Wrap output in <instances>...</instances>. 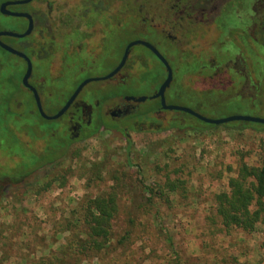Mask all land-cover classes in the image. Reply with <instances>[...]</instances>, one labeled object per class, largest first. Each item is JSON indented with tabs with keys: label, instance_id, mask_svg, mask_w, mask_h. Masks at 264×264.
<instances>
[{
	"label": "rangeland",
	"instance_id": "rangeland-1",
	"mask_svg": "<svg viewBox=\"0 0 264 264\" xmlns=\"http://www.w3.org/2000/svg\"><path fill=\"white\" fill-rule=\"evenodd\" d=\"M258 1L218 0L215 6L217 12L222 8L223 14L226 6H234L232 12L235 13L237 6L243 4L238 12L242 17L232 16L227 24L245 27L251 19L252 5ZM226 21L224 25H227ZM161 24L156 18L154 25L158 28L155 27L154 32L159 39L154 37L153 40L166 56L167 46L161 43L166 33ZM197 27L188 28L192 35L189 39L178 35L180 40L175 45L180 47L181 55L186 53L188 58L184 61L180 56L173 64L178 67L180 60L183 61L186 73L171 84L169 102L191 108L212 120L238 115L264 119V104L261 105L264 86H260L259 92L255 89L263 84L264 56H259L260 61L251 60L252 52H248L249 47L241 34L235 32L232 40L239 48L231 47L234 51L228 59L218 57L221 49L227 50L224 43L228 42L224 41L219 27L213 23L205 24L199 32L195 30ZM135 49L128 69L134 76L127 93L139 96L154 93L165 79L163 64L146 54L139 60L135 55L142 51ZM240 53L246 54V61L240 60ZM195 55L200 57L197 61L192 59ZM233 56L234 60L228 61ZM244 66L247 67L245 72ZM110 69L109 64H102L99 74ZM148 70V78H145ZM23 72L19 62L0 52V98L7 97L8 91H12L21 104L20 112L24 118L28 110L34 109L32 98L18 87L10 90L14 86L12 81L18 84ZM244 75L249 77L248 80ZM57 77L59 83L52 88L53 94L43 96L44 102L51 106V100L54 108L63 106L70 92L83 80L80 76L76 82L66 84L60 82V75ZM99 88L110 93L106 83H91L86 90ZM59 90L64 93L62 97L58 96ZM153 103L154 100H150L141 106L148 109L154 106ZM46 113L51 112L46 110ZM59 121L44 128L60 130L66 122L65 119ZM165 121L158 128L157 123L151 127V121L139 124L128 134L123 130L102 131L85 140H74L61 164L46 168L27 184L22 178L13 179L9 183L17 189L4 190L5 194L2 189L8 180H2L0 264H41L42 258L67 244L70 232L63 231L73 222L83 202L111 191L117 192L119 205L113 221V248L99 260L90 259L83 264H168L177 254L182 264H264V227H259L253 234L244 235L238 231L228 234L216 231L207 221V217L212 216L214 195L228 188L229 179L236 175L239 166L243 162L259 166L264 156V129L257 124L245 126V122L208 125L178 111L168 113ZM10 126L14 127V124L10 122ZM21 137L29 143L28 149L36 152L51 144L41 133L31 140L23 131ZM29 153L27 150L26 155ZM17 157L13 152L0 151V167H14L20 162ZM100 169L104 179L90 181L93 178L90 174ZM59 173L66 177L64 187L55 183L51 191L37 193L39 182L49 174L48 178ZM0 174L13 175V171L4 167L0 168ZM168 175L184 180L187 192L181 191L169 199L155 198L157 208L150 210L144 187H157ZM26 188L30 190L21 195ZM127 231L131 237L120 246L118 241ZM167 233L173 240L172 248Z\"/></svg>",
	"mask_w": 264,
	"mask_h": 264
},
{
	"label": "flooded vegetation",
	"instance_id": "flooded-vegetation-1",
	"mask_svg": "<svg viewBox=\"0 0 264 264\" xmlns=\"http://www.w3.org/2000/svg\"><path fill=\"white\" fill-rule=\"evenodd\" d=\"M18 1L23 0H0V33L8 32L23 36L1 35L0 41L26 55L31 61L32 74L29 84L40 96L44 112L50 110V114L46 113L48 116L57 114L82 82L93 78L101 79L112 73L121 63L125 50L130 43L142 40L150 43L160 52V45L153 40L154 37L159 39L154 32L158 28L154 25L156 18L161 20L163 31L166 33L162 36L161 42L167 46L166 56L160 53L166 58L173 70L172 84L175 83L178 76L181 77L182 74L184 76L186 73V64L183 61L180 60L181 65L178 67L173 64V61L180 59V56L184 61L188 58L186 53L181 55L180 47H176L175 44L180 40V36L186 39L192 37L189 27L193 25L199 27L195 28L197 31L205 24L213 23L219 27L224 41L228 42L224 43L227 50L221 49L218 57L228 59L231 56V51H234L231 50V47L237 46L232 40L235 32L241 34V39L249 47L248 52H252L251 57H249L251 60L256 62L258 59L260 61L259 56H264V45L258 39L262 32L257 33L258 26L261 31H264V0H259L257 4L253 3L251 19L245 27H241L239 24L236 26L227 24L228 18L232 16L242 17V14L239 15L238 12L243 4L237 6L235 13L232 12L234 6H226V10L221 14L222 8L217 12L215 6L218 0H145L146 2L144 0H32L27 4L7 6V11L20 14V16L5 15L1 12V6L4 3ZM229 3L228 1L227 5ZM21 14L29 15L30 18L21 16ZM213 15L215 16L213 17ZM225 20H227V25H224ZM261 20H263L262 23ZM31 25V31L27 34ZM127 32H132L135 39L125 42L123 49V37ZM237 47L239 48V46ZM135 48L142 51L138 53L139 55H135L139 60L142 57L145 58L144 54L151 55L158 60L154 53L145 46L133 47L120 72L109 80L92 82L93 84L106 83L110 93L102 88L87 91V85L66 114L58 119H65V125L70 134L73 135L74 140L81 141L89 138V131L92 128H97V126H101L98 132L123 130L126 134L130 130H135L139 124L151 121H153L151 127L157 123L155 125L158 128L164 123L167 114L173 112L162 109L161 99H155L154 106L151 108H142L141 105L150 101V97L156 94L159 89L144 96L127 93L134 76V73L128 69ZM0 52L8 59H15L23 66L24 72L18 89L24 90L30 95L34 108L41 116L34 93L22 82L28 68L27 61L2 47H0ZM245 55L239 54L240 60L243 62L246 61ZM199 58L195 55L192 59L197 61ZM58 59L60 60L59 64L56 63ZM231 60H234V56L228 61ZM102 64H109L111 67L105 74H99V68ZM163 68L166 79L167 70L164 65ZM246 68L244 66L243 72ZM147 73L145 78H148L149 70ZM57 75L61 77L60 82L65 81L66 84L76 82V78H80V76L83 77V80L70 92V97L60 110L52 114L59 108H54L51 100H49L51 106H48L44 102L43 96L53 94L52 88L59 83L57 82L59 79ZM244 76L248 80L249 77ZM171 88L172 85L165 95L167 105H173L169 99ZM59 91L60 93L63 92L62 90ZM11 92L8 91L7 97L3 99L11 96ZM140 97H147L148 99L141 103L131 99Z\"/></svg>",
	"mask_w": 264,
	"mask_h": 264
},
{
	"label": "trees",
	"instance_id": "trees-1",
	"mask_svg": "<svg viewBox=\"0 0 264 264\" xmlns=\"http://www.w3.org/2000/svg\"><path fill=\"white\" fill-rule=\"evenodd\" d=\"M144 2L146 1L144 0ZM259 31L260 33L262 32L258 36L259 42L264 45V31H261V28L258 26L257 33ZM123 38V49L125 42L135 39L132 32H127ZM160 63L162 64L161 61ZM13 81L12 84L14 86L12 88H19L21 84L20 80L18 84L15 81L13 83ZM260 86H264V80L263 84L255 86L257 92H259ZM63 94L59 93L58 96L62 97ZM260 95L258 96L260 97ZM69 97L70 94L67 96L64 104ZM261 102V105H263L264 101L261 100ZM20 109L21 104L15 99L14 94L6 99L0 98V151L13 152L14 156H18L17 158L20 159V162L16 163L14 167L7 165L0 167H6L8 170L13 171V175L0 174V184L2 180H8L6 186L2 189L3 194H5L4 190L6 192L9 190L10 192V189L13 190L15 188V186L12 187L11 183H9L13 179L22 178V182L27 184L33 177H39V173L43 172L46 168L61 164V161L65 159L71 145L74 143L73 135L70 134L66 125H62L60 130L50 129L47 131L44 127H49L54 121L42 118L36 108L28 110L26 117L23 118L24 114L20 112ZM183 114L192 118V116L186 113ZM57 121L60 122L59 120ZM10 122L14 124V127L10 126ZM244 124H246L245 126H252L257 123L245 122ZM257 125L264 129L263 124ZM100 127L92 128L88 133V137L95 135ZM23 131L27 136L31 137V140L34 138V135L36 137L38 133H41V136H45L51 144H46V147L40 152H36L32 148L28 149L29 143L24 142L21 137V132ZM27 150L30 151L28 155H26ZM139 173L141 174V172ZM49 175L37 184L39 191L37 193L51 191L55 183H59L60 187L66 185L67 182L64 174L59 173L48 178ZM90 177H93L90 181L104 179L101 169L98 171L94 170L90 174ZM186 184L184 180L180 178L173 179L168 175L163 182L158 183L157 187L145 186L143 192L145 195H148V208L150 210L157 208L156 204H154L155 198L169 199V196L176 195L181 191L182 193H186ZM29 190L30 188H26L20 194H25ZM212 202V216H208L207 221L209 226H212L216 231L228 234L238 231L245 235L253 234L258 231L259 227H264V156L261 158L259 166H250L243 162L239 166L236 175L229 179L228 188L215 194ZM156 211L159 212L158 209ZM118 212V194L116 191L98 195L94 198H87L80 209L77 210L73 222L63 231L70 232L67 244L57 252L50 254L46 258H42L41 264H83L90 259L97 258L99 260L102 258L111 248L113 221ZM130 224H132V221H130ZM161 231H164V229ZM130 237L131 234L127 231L121 240L118 241V244L121 246ZM167 240L172 248L173 240L168 233ZM176 256V259L168 264H182L180 256L178 254Z\"/></svg>",
	"mask_w": 264,
	"mask_h": 264
},
{
	"label": "water",
	"instance_id": "water-1",
	"mask_svg": "<svg viewBox=\"0 0 264 264\" xmlns=\"http://www.w3.org/2000/svg\"><path fill=\"white\" fill-rule=\"evenodd\" d=\"M31 1L32 0H23V1H18V2H14V3L13 2L12 3L11 2L4 3L1 6V12L3 14H5V15L20 16V14L11 13V12L7 11L6 10L7 6L13 5V4H27V3L31 2ZM21 16L30 18L29 15L21 14ZM31 28H32V25L29 27V30H28L27 34L31 31ZM1 35H11V36H16V37H22L23 36V35H16V34H13V33H8V32L7 33H0V36ZM139 45H143L146 48H148L149 50H151L154 53V55L158 58V60L162 62V64L165 66V68L167 70V77H166L165 81L160 86L158 92L150 97L151 100L161 99V107H162L163 110L183 112V113H186V114H188L190 116L195 117L196 119H198V120H200V121H202V122H204L206 124H211V125H223V124L230 123V122H248V123H257V124H263L264 125V119L263 118L252 117V116H239L238 115V116L227 117V118L220 119V120H212V119H209V118H206V117L202 116L200 113H198L197 111H195V110H193L191 108L184 107V106L167 105L166 96L165 95H166V91L170 88V86H171V84L173 82V70H172L169 62L166 60V58L153 45H151L148 42L142 41V40L134 41V42L130 43L127 46L121 63L118 65V67L112 73H110L109 75H107L106 77L101 78V79L93 78V79H87L84 82H82L80 84V86L77 88V90L75 91V93L71 96V98L65 104V106L57 114H55L53 116H48L44 112L40 96L38 95L37 91L29 84V79H30V76L32 74L31 61L29 60V58L26 55H24V54L14 50V49H12L9 46H6L5 44H3L0 41V47H2L6 51H8V52H10V53H12L14 55H17V56H19L21 58H24L27 61L28 68H27V72H26V74H25V76L23 78V81H22L23 85L25 87H28L34 93L35 101H36V104H37V107H38V110H39L41 116L45 120H50V121L58 120L61 117H63L66 114V112L69 110V108L71 107V105L73 104L75 99L78 97V95L81 93V91L87 85H89L92 82H97L99 80H103V81L109 80L112 77H114L118 72H120L123 69V67L125 66V64H126V62L128 60V57H129V54H130V50L133 47H136V46H139ZM131 99H133L134 101H136L138 103H141V102H145L148 98L147 97H140V98H131Z\"/></svg>",
	"mask_w": 264,
	"mask_h": 264
}]
</instances>
